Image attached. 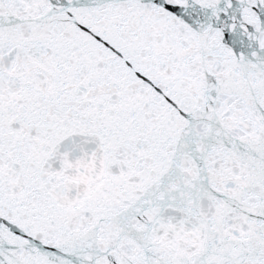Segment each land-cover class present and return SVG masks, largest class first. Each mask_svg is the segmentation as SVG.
I'll return each mask as SVG.
<instances>
[{"label":"snow or ice","instance_id":"6c2138e0","mask_svg":"<svg viewBox=\"0 0 264 264\" xmlns=\"http://www.w3.org/2000/svg\"><path fill=\"white\" fill-rule=\"evenodd\" d=\"M0 264H264V0H0Z\"/></svg>","mask_w":264,"mask_h":264}]
</instances>
